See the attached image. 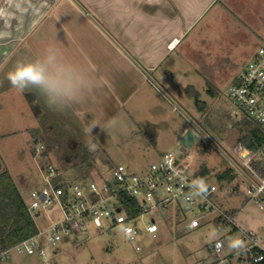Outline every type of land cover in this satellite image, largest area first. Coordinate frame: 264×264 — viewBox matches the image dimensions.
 <instances>
[{
    "label": "rangeland",
    "instance_id": "1",
    "mask_svg": "<svg viewBox=\"0 0 264 264\" xmlns=\"http://www.w3.org/2000/svg\"><path fill=\"white\" fill-rule=\"evenodd\" d=\"M209 26L205 45L193 46V51L189 46H181L178 50L182 53L181 60L165 63L161 77L151 78L152 84L158 81L163 85L162 90L136 92L132 101L124 107L120 105V110L108 112L109 118L115 114L118 119L106 125V131L98 126L93 128L91 136L96 137L103 151L75 149L73 142L61 145L52 142L46 132L49 128L56 139L69 141L70 136L52 125L45 115H39L30 99L13 91L2 93L0 160L15 176L13 180L25 199L30 201L31 192L44 186L42 172L48 165L70 179L77 170L90 169L91 175L84 180L101 182L108 180L117 166L144 177L150 173L151 161L173 154L193 175L204 169L208 171L205 179L209 185L220 188L222 209L241 208L242 201H236L228 189L244 190L239 170L247 172L245 165L258 174L255 165L264 169V148L254 152L240 142L248 130L243 123L235 121V102L228 91L233 80L243 76L257 50L264 47V1L237 0L228 13ZM167 70L172 71L173 77L168 76ZM126 109L133 119L125 116ZM123 118H127L128 123L123 125ZM189 129L199 140L192 148L182 150L179 136ZM79 137L81 139L82 135ZM36 145L45 147L42 154L36 155ZM229 169L235 176L233 182L230 185L219 182L218 175ZM116 203V200L111 201V204ZM261 204L263 210L252 202L246 211L235 217V224L242 230L255 232L264 242V200ZM40 212L37 222L41 230L51 221L62 218L57 207ZM165 214L152 211L132 222L139 233V251L121 227L104 222L100 228L89 223L84 235L61 237L56 250L43 244L49 254L47 259L11 252L0 259V264H213L218 258L212 245L218 240L228 245L238 237L235 233L226 236L230 232L228 228L219 229L217 213L196 210L182 213L174 206ZM153 222L158 227L155 235L146 232V227ZM229 251L230 248L224 250L225 256ZM230 264H236L234 258Z\"/></svg>",
    "mask_w": 264,
    "mask_h": 264
},
{
    "label": "crops",
    "instance_id": "2",
    "mask_svg": "<svg viewBox=\"0 0 264 264\" xmlns=\"http://www.w3.org/2000/svg\"><path fill=\"white\" fill-rule=\"evenodd\" d=\"M236 3L237 0H0V95L13 91L30 99L39 115H45L73 139L75 149L102 150L96 137L88 134L91 125L118 119L115 114L109 118L108 112L120 110V105L124 107L142 89L162 90L163 85L158 81L152 84L151 78L161 77L165 63L181 60V46L193 51V46L205 45L209 24L221 19ZM49 45L59 47L69 59L86 67L97 83V91L76 109L51 108L37 89L20 92L7 80L8 72L18 62L37 58ZM171 70L167 74L173 77ZM125 116L131 117L128 110ZM126 119L121 123H128ZM35 120L38 125L37 115ZM57 173L60 180L75 182L85 181L91 170H77L71 179ZM239 190V194L231 196L242 201L241 208L230 207L228 211L235 217L252 203L245 191ZM234 233L230 231L226 236ZM225 245L231 249L228 256L238 250ZM233 258L236 264H248L244 258Z\"/></svg>",
    "mask_w": 264,
    "mask_h": 264
},
{
    "label": "built area",
    "instance_id": "3",
    "mask_svg": "<svg viewBox=\"0 0 264 264\" xmlns=\"http://www.w3.org/2000/svg\"><path fill=\"white\" fill-rule=\"evenodd\" d=\"M228 94L235 102V121L240 123L247 119L264 131V47H260L254 54L243 76L232 82ZM44 149L43 145H36V155L42 154ZM149 166L150 173L144 177L130 173L124 166H117L111 177L101 182L59 180L54 183L59 175L52 165H48L42 172L44 186L31 192L29 208L39 218L40 210L48 211L57 207L62 218L51 221L38 234L6 251L0 259L8 257L11 252L47 259L49 254L43 244L56 250L61 237H79L85 234L89 223L101 228L104 222L121 227L128 240L139 251V233L132 222L144 213L161 211L165 214L176 206L182 213L195 210L217 213V226L237 233V239L244 242L242 249H238L232 256H225L224 241H216L212 245V251L218 261L213 264H230L233 257L244 258L248 264H264V242L255 232L238 228L235 216L222 209L220 188L209 185L203 178L208 185V193L195 195L191 185L201 179H197L190 168L180 163L173 154H165L159 161H152ZM245 166L247 172L239 170L242 178L240 185L249 197L248 201L263 209L261 202L264 200V176L248 164ZM121 196L137 202L140 215L136 219H130ZM112 200H116V205L111 204ZM146 232L155 235L158 227L153 222L146 227Z\"/></svg>",
    "mask_w": 264,
    "mask_h": 264
},
{
    "label": "clouds",
    "instance_id": "4",
    "mask_svg": "<svg viewBox=\"0 0 264 264\" xmlns=\"http://www.w3.org/2000/svg\"><path fill=\"white\" fill-rule=\"evenodd\" d=\"M7 80L20 92L37 89L49 107L60 111L78 108L86 102L90 93H95L98 89L91 72L69 59L55 45L45 47L35 59L18 62L8 72ZM107 123L110 122L97 121L88 129V134L91 135L93 128L97 126L106 131ZM191 187L197 196L208 193V185L202 179L194 182ZM230 246L242 249L244 242L235 239Z\"/></svg>",
    "mask_w": 264,
    "mask_h": 264
},
{
    "label": "trees",
    "instance_id": "5",
    "mask_svg": "<svg viewBox=\"0 0 264 264\" xmlns=\"http://www.w3.org/2000/svg\"><path fill=\"white\" fill-rule=\"evenodd\" d=\"M237 79H235L236 81ZM196 105L200 102L195 100ZM247 128L248 133L240 138V142L249 150L258 152L264 148V131L251 121L244 119L242 122ZM48 135H51L52 142L57 141L58 144H72L73 139L69 137V141L63 138H57L53 135L51 128L47 129ZM64 135V134H63ZM70 147V145H69ZM261 176H264V169L258 165L254 166ZM208 175L207 170L197 173V179H203ZM233 170H226L218 175L219 182H226L230 185L234 180ZM60 178H56L54 183L59 182ZM230 195L239 194L237 187L228 189ZM126 212L130 219H136L140 215L138 204L135 200L126 196H121ZM233 215V214H232ZM37 217L29 208V201L25 199L21 191L17 187L11 174L6 170L0 160V256L6 251L12 249L20 242L29 239L40 230ZM221 229V228H219Z\"/></svg>",
    "mask_w": 264,
    "mask_h": 264
},
{
    "label": "water",
    "instance_id": "6",
    "mask_svg": "<svg viewBox=\"0 0 264 264\" xmlns=\"http://www.w3.org/2000/svg\"><path fill=\"white\" fill-rule=\"evenodd\" d=\"M199 140V136L196 133L189 129L186 133L181 137L180 145L182 146V150L192 148L197 141ZM37 141H35V144Z\"/></svg>",
    "mask_w": 264,
    "mask_h": 264
}]
</instances>
